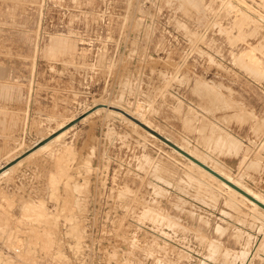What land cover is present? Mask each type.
<instances>
[{
  "label": "rangeland",
  "instance_id": "374dc122",
  "mask_svg": "<svg viewBox=\"0 0 264 264\" xmlns=\"http://www.w3.org/2000/svg\"><path fill=\"white\" fill-rule=\"evenodd\" d=\"M263 50L264 0H0V166L111 103L264 199ZM128 122L0 178V264H264V211Z\"/></svg>",
  "mask_w": 264,
  "mask_h": 264
},
{
  "label": "water",
  "instance_id": "95a60500",
  "mask_svg": "<svg viewBox=\"0 0 264 264\" xmlns=\"http://www.w3.org/2000/svg\"><path fill=\"white\" fill-rule=\"evenodd\" d=\"M97 107H108V108H111V109H114L116 111L121 112L123 115H125L126 117H128L129 119H131L132 121H134L136 124H138L141 128L147 130L148 132H150L151 134H153L154 136H156L159 140L163 141L165 144H167L171 148H173L176 151H178L179 153H181L184 157L190 159L191 161H193L194 163H196L197 165H199L200 167H202L203 169H205L206 171H208L209 173H211L215 177H217L220 180L224 181L226 184H228L229 186H231L232 188H234L238 192L242 193L243 195H245L246 197H248L249 199H251L252 201H254L259 207H261L262 209H264V203L262 201L258 200L257 198H255L254 196H252L251 194H249L247 191H245L244 189H242L241 187H239L238 185H236L232 181L226 179L224 176H222L220 173H218L217 171H215L209 165H207L206 163H204L201 160L197 159L195 156L191 155L188 151H186L185 149L181 148L177 143L173 142L172 140H170L165 135L161 134L156 129H154L151 126L145 124L144 122H142L141 120H139L135 116L131 115L130 113L126 112L125 110H123V109H121L119 107H115V106H107L106 104H98V105L94 106L92 109H90L89 111H87L83 115H81L79 117H76L75 119L71 120L69 123H67L64 126H62L60 129H57L56 131H54L53 133H51L47 137L41 139L40 141H38L37 143H35L32 147H30L29 149H27L24 153H22L21 155H19L18 157H16L12 161H10L9 163L3 165L0 168V172H2L4 169H6L9 166H11L12 164H14L20 158H22L25 155H27L30 151L34 150L35 148H37L40 145L44 144L45 142L49 141L50 139H52L54 136H56L57 134H59L63 130H65V129L69 128L70 126H72V125L76 124L77 122H79L84 116H86L89 113H91Z\"/></svg>",
  "mask_w": 264,
  "mask_h": 264
},
{
  "label": "bare ground",
  "instance_id": "6f19581e",
  "mask_svg": "<svg viewBox=\"0 0 264 264\" xmlns=\"http://www.w3.org/2000/svg\"><path fill=\"white\" fill-rule=\"evenodd\" d=\"M225 3V2H224ZM17 5V4H16ZM263 8V7H262ZM238 12V11H237ZM251 34V33H250ZM234 37V36H233ZM264 51V50H263ZM249 52V51H248ZM253 53V52H252ZM248 54H251V53H247V55ZM18 56V55H17ZM208 56V55H207ZM251 56L252 55H250V58H251ZM236 60H238V59H236ZM259 62V61H258ZM259 64V63H258ZM32 68V67H31ZM250 70V69H249ZM253 70V69H252ZM198 84V83H197ZM201 86V85H200ZM214 100H216V99H214ZM217 102V101H216ZM105 103V102H104ZM108 103V102H107ZM94 104V103H93ZM98 104H102V103H98ZM111 104V103H110ZM110 104H108L107 106H111ZM95 105H97V104H95ZM88 106V105H87ZM121 106V105H120ZM115 107H118V106H115ZM100 109H107V110H109V111H111V112H113V113H117V114H120V115H122V116H124L125 118H127L131 123H134V125H138V124H136L134 121H132L131 119H129L128 117H126L125 115H123L121 112H119V111H116V110H114V109H111V108H108V107H97V108H95L91 113H89L88 115H90V114H92V113H95V112H97L98 110H100ZM129 110V109H128ZM126 111V110H125ZM130 111V110H129ZM126 112H128V111H126ZM106 113V112H105ZM128 113H130V112H128ZM133 113V112H132ZM131 114V113H130ZM88 115H86V116H84L81 120H83L85 117H87ZM103 117V116H102ZM138 118H139V120H141L142 122H144L145 124H147V125H149L148 123H146L145 121H143L142 120V117H141V119H140V117L139 116H137ZM70 121V120H69ZM90 121V120H89ZM130 122H128V123H130ZM65 125V123L64 124H61L60 126H58L55 130H53L51 133H53L54 131H56L57 129H60L62 126H64ZM73 126V125H72ZM72 126H70L69 128H67V129H65V130H63L62 132H60L59 134H57L56 136H54L52 139H50L49 141H47V142H45L44 144H42V145H40L39 147H37V148H35L34 150H32V151H30L27 155H25L24 157H22V158H20L19 160H17L14 164H12L11 166H9L8 168H6V169H4L2 172H0V178H2V177H5V176H7L10 172H12L13 170H15L19 165H21L24 161H26V160H28V159H31V158H33L34 156H36L37 154H39L40 152H42L43 150H45L47 147H49L54 141H56V140H58L60 137H62ZM139 126V125H138ZM150 126V125H149ZM143 129V128H142ZM145 130V129H144ZM147 133H149L150 135H152V136H154L153 134H151L150 132H148L147 130H145ZM50 133V134H51ZM3 134V133H2ZM50 134H48V135H50ZM47 135V136H48ZM47 136H45V137H47ZM45 137H41L40 138V140L41 139H43V138H45ZM154 137H156V136H154ZM157 138V137H156ZM40 140H38V141H40ZM37 141V142H38ZM161 141V140H160ZM36 142V143H37ZM163 142V141H162ZM35 144V143H34ZM33 144V145H34ZM32 145V146H33ZM32 146H30V147H32ZM180 146V145H179ZM29 147V148H30ZM181 148H183V149H185L182 145L180 146ZM28 148V149H29ZM173 149V148H172ZM27 150V149H26ZM26 150H24L22 153H24ZM173 150H175V149H173ZM186 150V149H185ZM176 151V150H175ZM186 151H188V150H186ZM177 153H179L178 151H176ZM191 155H193V156H195L197 159H199V160H201L202 162H204L205 163V160H202V159H200L198 156H196L195 155V153L193 154V152H190V151H188ZM21 153V154H22ZM21 154H19V155H21ZM179 154H181V153H179ZM19 155H17V156H15L14 158H12V159H10L8 162H6L5 164H7V163H9L10 161H12L13 159H15L16 157H18ZM182 155V154H181ZM146 157V156H145ZM188 159V158H187ZM193 165H196V167L198 168H200L201 170H203L204 172H205V174L206 173H208L209 175H211L212 176V178L214 179H216L217 181H219L220 183H222L225 187H227L229 190H231V191H233V192H235V194L237 193L239 196H241L243 199H245V200H247L251 205H253V206H255V207H258V208H261V207H259L254 201H252L251 199H249L248 197H246L245 195H243L242 193H240V192H238L237 190H235L234 188H232L231 186H229L228 184H226L224 181H222V180H220L219 178H217V177H215L214 175H212L211 173H209L208 171H206L205 169H203L202 167H200L199 165H197L196 163H194L193 161H191L190 159H188ZM5 164H3V165H5ZM3 165H1L0 166V168L3 166ZM207 165H209V164H207ZM187 167V166H186ZM211 168H213L215 171H217L218 173H220L222 176H224L226 179H228V180H230V181H232L233 183H235L236 185H238L239 187H241L242 189H244L245 191H247L249 194H251L252 196H254L255 198H257L258 200H260V201H262L263 203H264V199L263 198H261L260 196H259V194H257L256 192H254L253 191V189L251 190V189H249V188H247V187H245L244 185H242V184H240L239 182H237V181H235L234 179H232L228 174H226V173H224L223 171H220V170H217V169H215V166H210ZM189 168V167H188ZM202 173V172H201ZM155 178H157V177H155ZM211 178V179H212ZM190 181V180H189ZM212 181V180H211ZM216 182V181H215ZM198 185V184H197ZM199 189V188H198ZM5 191V190H4ZM229 192V191H228ZM209 194V193H208ZM5 196H7V195H5ZM228 197H230V196H228ZM239 198V197H238ZM234 199V198H233ZM10 201V200H9ZM132 201V200H131ZM210 201V200H209ZM230 206V205H229ZM255 209V208H254ZM262 209V208H261ZM263 211H264V209H262ZM1 212H2V210H1ZM2 214V213H1ZM162 215H164V214H162ZM166 217V216H165ZM7 219V218H6ZM169 219V218H168ZM176 219V218H175ZM164 220V219H163ZM6 222V221H5ZM173 222H176V221H173ZM3 223V222H2ZM177 224V223H176ZM249 225V224H248ZM215 231H217V230H215ZM48 232V231H47ZM145 235V234H144ZM201 236V235H200ZM71 238V237H70ZM52 241V240H51ZM263 243V242H262ZM53 244V243H52ZM62 244V243H61ZM60 244V245H61ZM146 246V245H145ZM161 249V248H160ZM216 249V248H215ZM256 249V248H255ZM262 249V248H261ZM60 250V249H59ZM149 250V249H148ZM151 250V249H150ZM1 251V250H0ZM165 251V250H164ZM1 253V252H0ZM49 253V252H48ZM6 255V254H5ZM5 255H3V258H4V256ZM151 255V254H150ZM1 256V255H0ZM11 257V256H10ZM12 258V257H11ZM240 258V257H239ZM11 260V259H10ZM156 260V259H155ZM6 261H8V260H6ZM9 262V261H8ZM1 263H6V262H1ZM11 263H13V261L11 262ZM10 263V264H11Z\"/></svg>",
  "mask_w": 264,
  "mask_h": 264
},
{
  "label": "crops",
  "instance_id": "0c3cea01",
  "mask_svg": "<svg viewBox=\"0 0 264 264\" xmlns=\"http://www.w3.org/2000/svg\"><path fill=\"white\" fill-rule=\"evenodd\" d=\"M233 126H237V124L235 123V121L234 122H232L231 123ZM75 125V124H74ZM74 125L71 127V128H73L74 127ZM185 125H189L188 124V120H186V124ZM238 127V126H237ZM70 128V129H71ZM155 129V128H154ZM158 131V130H157ZM195 134V133H194ZM207 136L208 135H205V138H207ZM214 136H216V135H211V138H214ZM167 137V136H166ZM169 138V137H168ZM170 140H172L171 138H169ZM40 140V139H39ZM173 141V140H172ZM37 142V141H36ZM35 142V143H36ZM174 142V141H173ZM175 143H177V142H175ZM179 145V144H178ZM212 145H213V143H212ZM181 146V145H180ZM200 147H202V146H200ZM212 147V146H211ZM202 149H205L204 147H202ZM211 149L213 150V148H210V152H208L209 150H206V152H208V153H211ZM233 150L234 149H230L229 147H227V146H222V143H220V146H219V148L217 149V151L215 152V154H213V153H211V154H213L214 156H218L222 161H225V162H227V163H231V164H235L236 163V156L235 155H233ZM189 151V150H188ZM13 231H15V229H12Z\"/></svg>",
  "mask_w": 264,
  "mask_h": 264
}]
</instances>
